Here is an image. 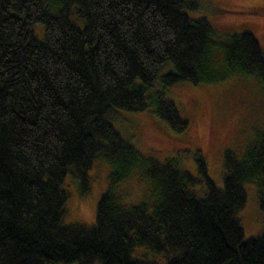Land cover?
<instances>
[{"label": "trees", "instance_id": "obj_1", "mask_svg": "<svg viewBox=\"0 0 264 264\" xmlns=\"http://www.w3.org/2000/svg\"><path fill=\"white\" fill-rule=\"evenodd\" d=\"M188 0H0V264H156L134 259L143 245L169 254L165 264H264V230L243 237L236 212L244 185L255 186L264 213V130L239 156L222 154V187L197 180L175 159L145 158L119 137L106 116L146 107L145 90L166 64L164 87L214 84L235 75L257 78L264 90V51L249 32L228 36L214 61L211 28L183 11ZM53 10L54 12H51ZM74 12L82 29L71 24ZM43 26V38L32 34ZM139 80V84L135 81ZM153 111L175 133L188 122L156 96ZM101 156L111 186L137 172L155 200L125 207L113 189L98 199L94 223L63 225L67 173L82 191Z\"/></svg>", "mask_w": 264, "mask_h": 264}, {"label": "rangeland", "instance_id": "obj_2", "mask_svg": "<svg viewBox=\"0 0 264 264\" xmlns=\"http://www.w3.org/2000/svg\"><path fill=\"white\" fill-rule=\"evenodd\" d=\"M188 1L195 2L196 6L185 8L186 15L192 20H206L211 28V39L215 44L212 55L216 63L222 60L218 45L224 44L232 34L251 33L264 51V5L250 9L251 5L264 4V0ZM69 20L76 28L82 29L83 21L74 12ZM32 34L42 40L41 23H33ZM172 69V65L166 63L153 84L145 90V109L138 112L116 109L106 116V121L121 139L128 141L145 158L159 163L175 159L178 168L197 180L188 186V191L196 197H203L206 184L195 161L197 151L204 159L207 177L221 188L223 151L230 150L239 156L256 133L264 130V90L257 78L250 75H235L214 84L178 82L164 87L160 77ZM135 83L139 84V80ZM156 96L171 102L179 116L188 122L185 132H173L163 119L157 117L152 105ZM111 184L110 168L101 156L93 159L87 171L85 191L81 190L79 180L67 173L61 185L65 194L61 223L91 226L97 201L110 187L121 205L129 207L144 203L148 210L151 209L155 198L148 178L134 172L127 179ZM244 193L245 203L237 210L236 218L243 237L248 238L264 230V213L258 206L255 186L245 184ZM131 256L165 264L170 255L156 254L137 245Z\"/></svg>", "mask_w": 264, "mask_h": 264}, {"label": "flooded vegetation", "instance_id": "obj_3", "mask_svg": "<svg viewBox=\"0 0 264 264\" xmlns=\"http://www.w3.org/2000/svg\"><path fill=\"white\" fill-rule=\"evenodd\" d=\"M263 5H264V4H262V5H255V6H254V5H251V6H250V9H251V8H261V6L263 7Z\"/></svg>", "mask_w": 264, "mask_h": 264}]
</instances>
